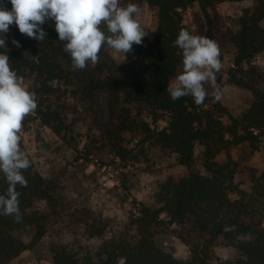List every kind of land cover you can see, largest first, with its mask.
<instances>
[{
    "label": "trees",
    "instance_id": "obj_1",
    "mask_svg": "<svg viewBox=\"0 0 264 264\" xmlns=\"http://www.w3.org/2000/svg\"><path fill=\"white\" fill-rule=\"evenodd\" d=\"M139 1L121 0L120 6L138 5ZM145 1L158 10L154 39L149 42L146 36L125 58L120 54L121 61L114 67L98 60L94 67L73 70L71 58L63 50L66 42L59 41L54 21L42 25L47 32L42 42L10 26L6 47L0 48V53L8 54L10 67L24 82L32 81L28 90L37 97V109L25 117L23 127L38 119L67 141L73 129L68 119L69 93L73 90L84 101L94 102L104 91L109 97L112 123L103 130L104 140L97 142L98 153L109 148L110 153L127 159L131 150L125 145L124 134L141 129L145 136L142 142L174 154L186 169L169 175L160 184L153 206L143 205L138 210L131 222L135 234L125 233L102 242L96 253L98 264H264V170L252 175L249 189H242L235 182L238 163L230 155L233 146L248 145L254 152L264 146V72L253 63L264 52V0H218L254 4L240 11L233 29L221 33L224 43L234 49V66L227 72L226 82L253 96L251 105L239 117L214 95L197 106L191 96L173 101L167 91L169 82L183 70L182 55L174 41L181 29L193 34L185 24L184 13L200 0ZM202 1L212 5L210 0ZM0 6L12 8L8 0H0ZM104 32L108 34L105 25ZM199 36L208 37L204 31ZM13 39L21 47L13 45ZM211 39L219 46L220 35H211ZM37 55L39 63L31 59ZM216 83H224L221 70ZM161 122L167 126L161 129ZM19 135L20 148L31 166L22 170L27 187H16L21 222L0 214V264H12L24 252L34 251L59 224L66 207L65 176L61 172L43 176ZM198 145L203 148L204 172L196 170ZM222 153L227 155L225 162L218 160ZM7 189L0 173V195ZM81 215L88 237L106 236L108 220L89 210ZM173 224L182 229L179 236L190 247V257L185 261L176 259L159 243L160 228ZM233 225L234 230L223 231ZM221 246L234 248L238 256L217 258L216 249ZM50 250L54 264H81L67 244L52 243Z\"/></svg>",
    "mask_w": 264,
    "mask_h": 264
},
{
    "label": "rangeland",
    "instance_id": "obj_2",
    "mask_svg": "<svg viewBox=\"0 0 264 264\" xmlns=\"http://www.w3.org/2000/svg\"><path fill=\"white\" fill-rule=\"evenodd\" d=\"M210 1V6L200 0L186 10L185 24L193 35H200L201 31L210 39L211 35H220L224 83L217 84L222 92L219 101L234 116L239 117L249 108L253 96L251 92L226 82L227 72L234 66V49L224 43L221 33L233 29V20L240 11L253 7L254 4L251 1ZM138 6L142 11L136 16V20L148 32V41H153L158 25V10L145 0H140ZM100 27L104 31V25ZM98 60L114 67L120 63L121 56L110 48H104L101 49ZM253 63L264 72V52ZM30 84V80L24 82L27 89ZM205 89L208 97L214 95L215 90L210 85H205ZM67 101L71 107L68 119L73 128L67 141L58 137L38 119L27 127H22L20 131L32 162L43 176L48 178L59 172L65 176L63 195L66 207L59 224L39 246L34 251L24 252L12 264H54L50 250L52 243L69 245L77 253L81 264H98L96 253L102 242L125 233L135 234L131 222L138 210L143 205L153 206L156 203L160 184L169 175L186 170L178 164L174 154L163 151L148 141L142 142L145 136L141 129L124 134L125 145L131 150L127 159H120L110 153L109 148L98 153L97 142L104 140L103 130L112 123L108 95L101 91L95 101L90 102L84 101L80 94L76 95L72 90ZM223 120L227 122V118ZM159 125L161 129L167 126L165 122ZM202 149L201 145L197 146L196 170L204 172ZM230 155L238 163L236 184L242 189H249L252 175L261 174L264 170V146L257 152L248 145L233 146ZM218 160L225 162L227 155L222 153ZM87 210L109 221L108 231L103 239L88 237L85 224L81 222L84 219L81 214ZM162 217L165 218L164 215ZM181 230L176 224L165 225L160 228L158 238L167 252L176 259L185 261L190 257V247L181 240ZM24 240L29 241V238L24 237ZM237 256L238 252L232 247L221 246L216 249L217 258L235 259Z\"/></svg>",
    "mask_w": 264,
    "mask_h": 264
},
{
    "label": "clouds",
    "instance_id": "obj_3",
    "mask_svg": "<svg viewBox=\"0 0 264 264\" xmlns=\"http://www.w3.org/2000/svg\"><path fill=\"white\" fill-rule=\"evenodd\" d=\"M11 10L0 6V48L6 47V36L11 25L18 27L21 34L42 42L47 37L42 25L54 21L63 50L70 56L73 70H83L98 63L99 53L106 46L115 53L125 54L133 50V45H141L148 35L135 19L141 14L137 4L120 6L121 0H8ZM105 25L107 33L101 30ZM17 48L20 43L13 39ZM182 55V72L169 82L167 91L173 101L191 96L194 103L203 104L208 93L205 85L215 91V99L222 92L216 83V74L222 63L218 44L205 36L193 35L181 29L174 41ZM31 59L39 63L38 55ZM37 109L35 92L24 86L23 77L10 67L8 54L0 53V173L8 184L7 192L0 195V214L13 216L19 223L20 193L17 185L27 187L22 170H27L31 162L20 148V131L26 116ZM235 226H225L224 232ZM227 259V257H225Z\"/></svg>",
    "mask_w": 264,
    "mask_h": 264
}]
</instances>
